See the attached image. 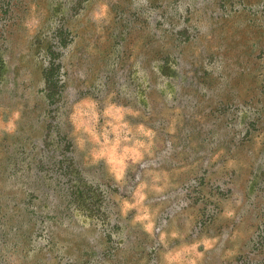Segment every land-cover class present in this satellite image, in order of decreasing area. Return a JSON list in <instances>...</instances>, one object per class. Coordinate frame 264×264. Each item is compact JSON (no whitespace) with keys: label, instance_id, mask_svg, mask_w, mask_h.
Segmentation results:
<instances>
[{"label":"rangeland","instance_id":"rangeland-1","mask_svg":"<svg viewBox=\"0 0 264 264\" xmlns=\"http://www.w3.org/2000/svg\"><path fill=\"white\" fill-rule=\"evenodd\" d=\"M0 264H264V0H0Z\"/></svg>","mask_w":264,"mask_h":264}]
</instances>
